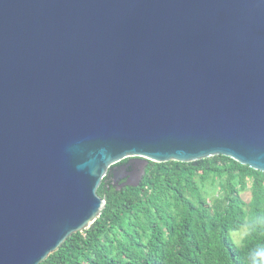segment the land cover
Segmentation results:
<instances>
[{"label":"water","instance_id":"95a60500","mask_svg":"<svg viewBox=\"0 0 264 264\" xmlns=\"http://www.w3.org/2000/svg\"><path fill=\"white\" fill-rule=\"evenodd\" d=\"M216 155L264 172V0H0V264L89 228L123 160Z\"/></svg>","mask_w":264,"mask_h":264},{"label":"trees","instance_id":"16d2710c","mask_svg":"<svg viewBox=\"0 0 264 264\" xmlns=\"http://www.w3.org/2000/svg\"><path fill=\"white\" fill-rule=\"evenodd\" d=\"M144 171L136 187L108 173L101 215L41 264H245L264 243V231L232 242L246 216L264 213V172L223 155L148 161Z\"/></svg>","mask_w":264,"mask_h":264},{"label":"clouds","instance_id":"9594fccd","mask_svg":"<svg viewBox=\"0 0 264 264\" xmlns=\"http://www.w3.org/2000/svg\"><path fill=\"white\" fill-rule=\"evenodd\" d=\"M264 231V213L246 216L241 225L233 230V244L240 247L246 238ZM245 264H264V243L257 244L246 257Z\"/></svg>","mask_w":264,"mask_h":264},{"label":"flooded vegetation","instance_id":"af4514ba","mask_svg":"<svg viewBox=\"0 0 264 264\" xmlns=\"http://www.w3.org/2000/svg\"><path fill=\"white\" fill-rule=\"evenodd\" d=\"M122 165H129L128 169L133 172V175H135V177H123V175L124 176L126 175V172L121 173L120 166ZM143 169H144V165L141 161L133 158H127L126 161L118 163L116 169H114V173L112 172L110 174L112 183L114 185L122 187L125 183L136 182L138 179L137 177L138 174H140L143 171ZM115 176L117 177V179Z\"/></svg>","mask_w":264,"mask_h":264},{"label":"rangeland","instance_id":"374dc122","mask_svg":"<svg viewBox=\"0 0 264 264\" xmlns=\"http://www.w3.org/2000/svg\"><path fill=\"white\" fill-rule=\"evenodd\" d=\"M232 236H233V232H232Z\"/></svg>","mask_w":264,"mask_h":264}]
</instances>
